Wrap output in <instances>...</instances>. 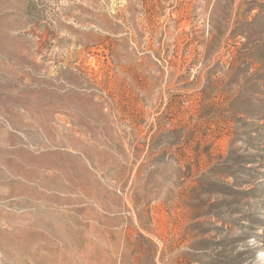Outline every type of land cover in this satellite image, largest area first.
<instances>
[{"label": "rangeland", "instance_id": "1", "mask_svg": "<svg viewBox=\"0 0 264 264\" xmlns=\"http://www.w3.org/2000/svg\"><path fill=\"white\" fill-rule=\"evenodd\" d=\"M0 264H264V0H0Z\"/></svg>", "mask_w": 264, "mask_h": 264}]
</instances>
